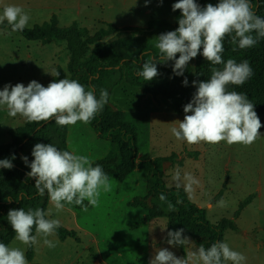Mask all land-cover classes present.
<instances>
[{
  "label": "rangeland",
  "instance_id": "rangeland-1",
  "mask_svg": "<svg viewBox=\"0 0 264 264\" xmlns=\"http://www.w3.org/2000/svg\"><path fill=\"white\" fill-rule=\"evenodd\" d=\"M6 4L19 5L30 14L28 27L41 24L55 14L59 26L76 22L87 27L91 34L105 26L103 22L145 26L151 18L174 20L173 0H163V3L151 0L147 6L144 0H0V12ZM65 50L64 42L41 44L0 28V90L5 84L27 86L32 80L46 87L47 79L58 65L66 68L68 54ZM110 101L124 112L126 119L137 124L139 155L167 157L174 154L173 162H165L164 166L167 186H176L172 176L177 168L181 176L190 172L200 181L188 195L205 209L210 222L234 219L240 201L254 194L234 219L238 230L226 229L223 241L247 257L245 264H264V135L250 146L228 145L225 141L216 145L205 142L189 145L177 140L170 131L178 127L177 121H182L185 115L173 112L170 99L143 95L141 87L121 82L113 88ZM258 117L264 125V115ZM23 123L21 116L10 117L6 109L0 108V143L9 140V129ZM259 131L264 134V127ZM104 142L107 143L89 124L78 121L69 125L68 148L78 155L88 156L90 151L94 156L95 147ZM223 185L225 190L218 198ZM117 186L114 180H109L108 188L114 196L112 203L100 202L90 208L85 200L82 207L75 206L84 208L76 210V215L74 205H66L57 212L49 201L46 211L52 208L50 218L58 219L62 227L73 230L75 237L68 236L64 240L48 237L59 240L55 248L47 247L43 238H39L40 242L33 245V258L27 260L28 264H149L155 251L162 247H168L177 257L187 254L190 246H185L182 254L178 248L167 244L165 217L141 221L145 211L127 207V201L136 194L118 191ZM138 191L141 195L146 192L143 180L138 184ZM221 199L226 202L225 207L217 205ZM14 243L24 248L26 255L27 247L16 242L15 237L9 245Z\"/></svg>",
  "mask_w": 264,
  "mask_h": 264
},
{
  "label": "clouds",
  "instance_id": "clouds-1",
  "mask_svg": "<svg viewBox=\"0 0 264 264\" xmlns=\"http://www.w3.org/2000/svg\"><path fill=\"white\" fill-rule=\"evenodd\" d=\"M144 2L147 6L151 0ZM158 3H163V0H158ZM172 10L180 12L178 27L156 37L159 60L153 57L144 61L138 75L145 81H151L159 75L157 63L174 61V74L182 76L189 62L197 55H202L213 67L209 79L193 81L196 92L183 107V120L177 121L178 127H172L171 133L177 140L189 145L201 142L216 145L225 141L228 145L250 146L264 135L259 131L264 125L247 96L230 91L228 86L243 85L251 78L253 71L247 60L238 63L229 58L225 61L223 42L226 37H231L230 43L238 45L240 49L254 47L260 38H264V17L256 15L251 0H218L203 7L196 0H177L172 4ZM5 21L11 31H23L29 25L30 14L19 5L6 4L0 12V24ZM217 65L222 67H215ZM54 75L58 77L60 73L54 70ZM182 84L188 85L187 77ZM108 99L107 90L101 89L97 98L91 88L86 90L78 80L67 77L53 80L46 87L32 80L27 86L22 83L5 84L0 90V108L6 109L8 116L19 115L29 123L55 119L59 126L74 125L78 121L91 123ZM31 155L33 159L30 164L27 156L21 157L30 168L27 176L35 178L38 195L47 193L57 212L64 210L66 205H83L85 200L95 206L100 196L99 189L109 187L108 174L101 165L93 166V161L85 155L60 150L51 143L35 144ZM12 159H15L14 155ZM12 159H0V168L11 169L14 166ZM172 179L177 188L183 187L189 194L200 184L190 172L181 176L179 168ZM159 199L167 203L169 211H176L163 193ZM179 203L182 201L177 200ZM217 205L225 207L226 202L221 199ZM51 215L52 208L47 211L39 207L10 209L7 221L15 233L16 242L30 247L43 238L44 245L55 248L59 240L48 237L56 236L61 223L58 219L50 218ZM166 242L173 248L190 246V250L186 255L177 257L168 247L158 248L149 264H245L247 259L224 241L207 248L203 244L196 245L184 235L183 228L169 230ZM0 264H28L25 249L15 243L9 245L0 242Z\"/></svg>",
  "mask_w": 264,
  "mask_h": 264
},
{
  "label": "trees",
  "instance_id": "trees-1",
  "mask_svg": "<svg viewBox=\"0 0 264 264\" xmlns=\"http://www.w3.org/2000/svg\"><path fill=\"white\" fill-rule=\"evenodd\" d=\"M177 0H173V3ZM202 7L207 3H217L218 0H196ZM253 11L257 16L264 17V0H251ZM179 10L174 11L172 22L165 19L151 18L145 26H117L112 22H103L105 26L97 29L93 34L89 29L72 22L68 26H59L55 14L23 31H16L27 40H38L42 44L64 42L68 51L66 68L56 67L60 73L53 75L51 80L67 77L76 79L85 85L86 90L91 88L97 98L101 89L107 90L108 102L102 111L89 123L99 138L109 142V151L104 157L93 160V166L99 164L109 180L117 183L118 191L123 188L126 180L135 168L147 170L145 176V194H136L127 201V207L141 208L145 211L141 221H150L154 218L165 217L167 232L183 228L184 235L191 237L196 245L203 244L205 248L218 241H223L226 229L238 230L235 218L240 211L251 201L254 194L248 195L240 201L234 212V219L222 218L216 223L210 222L206 211L190 199L184 188L167 186L164 180L165 162H173L174 154L167 157H152L138 154L139 129L135 122L125 118L124 112L117 108L110 97L114 87L121 82L141 87L142 94H150L170 99L173 102V112L185 114L183 107L189 103L196 92L193 81H204L210 78V69L213 65L202 55H197L189 62V66L182 76L173 72L174 61L157 63L159 75L151 81H145L138 75L142 71L144 61L153 57L159 60L160 53L155 47L156 37L167 31H174L178 27ZM0 28L10 26L5 21ZM13 32V31H12ZM255 35V33H253ZM231 37H226L223 58L235 59L238 63L247 60L252 68L253 75L241 86L229 85L230 91L243 93L254 104L257 115H264V38L251 48L240 49L238 45L230 43ZM202 51V50H201ZM178 58V54H177ZM215 67H222L217 65ZM187 77L188 85L182 84ZM190 114V113H189ZM66 126H59L55 119L47 122H27L8 131L9 140L0 143V159H12L11 169L0 168V242L9 244L15 237L7 221L10 209L24 208L25 210L37 207L46 211L49 201L47 193L39 196L35 188V178L27 176L30 168L21 157L27 156L30 164L33 157L32 148L37 143H51L60 150H68ZM139 160V163L136 161ZM225 190L223 185L216 197H220ZM163 193L171 202L176 211H169L167 203L161 202ZM177 200L182 203L177 204ZM85 204V203H84ZM83 204V205H84ZM83 205H75L82 207ZM33 234L35 230L33 229ZM56 236L64 240L66 237H75L73 230L59 227ZM167 237V234H166ZM184 254V247H176ZM26 258H33V246L27 247Z\"/></svg>",
  "mask_w": 264,
  "mask_h": 264
},
{
  "label": "crops",
  "instance_id": "crops-1",
  "mask_svg": "<svg viewBox=\"0 0 264 264\" xmlns=\"http://www.w3.org/2000/svg\"><path fill=\"white\" fill-rule=\"evenodd\" d=\"M40 42V41H39ZM52 43H62V42H51V43H48V44H52ZM42 44V43H41ZM68 54V51L65 50ZM59 66V65H58ZM54 75V73L52 74ZM52 75L49 76V78L47 79V82L50 83L52 82L51 80V77ZM45 76H43L42 78H44ZM23 121H25V119L23 118ZM10 130V129H9ZM8 130V131H9ZM69 131V125H68V129H67V133ZM79 135V134H77ZM97 135V134H96ZM80 136V135H79ZM102 139V138H101ZM105 140V139H104ZM107 141V140H106ZM68 144V143H67ZM109 151V142L107 141V143L104 142V144H101V143H98V145L95 147V150H94V156H92V154L90 153V151L87 152V157H89V159L91 161L95 160V159H98V158H101V157H104L107 152ZM96 155V156H95ZM90 156L92 158H90ZM146 173H147V170L144 169V168H135L134 171L132 172V174L128 177V179L126 180L123 188L121 189V191L123 190L124 193L126 192H133L134 194H140L139 191H138V184L140 183L141 180H143V183H145V176H146ZM99 192H100V196H99V199H98V203H104V202H109V203H112V200L114 199V196L112 195L111 191L109 188H107L105 190V188L101 187L99 189ZM49 203V201H48ZM97 203V204H98ZM48 205V204H47ZM93 207V205L90 206V208ZM75 208V209H74ZM74 208H73V212L74 214L76 215V210L77 211H82L84 210V208L82 209H78L75 207L74 205ZM76 222V221H75ZM77 223V222H76Z\"/></svg>",
  "mask_w": 264,
  "mask_h": 264
}]
</instances>
